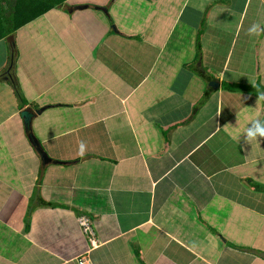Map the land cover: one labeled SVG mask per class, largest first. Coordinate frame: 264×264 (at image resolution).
I'll list each match as a JSON object with an SVG mask.
<instances>
[{
  "label": "crops",
  "instance_id": "crops-1",
  "mask_svg": "<svg viewBox=\"0 0 264 264\" xmlns=\"http://www.w3.org/2000/svg\"><path fill=\"white\" fill-rule=\"evenodd\" d=\"M64 1L16 31L15 60L0 40V264H264V138L238 134L264 118V0H149L130 33Z\"/></svg>",
  "mask_w": 264,
  "mask_h": 264
},
{
  "label": "rangeland",
  "instance_id": "rangeland-1",
  "mask_svg": "<svg viewBox=\"0 0 264 264\" xmlns=\"http://www.w3.org/2000/svg\"><path fill=\"white\" fill-rule=\"evenodd\" d=\"M96 1H98V2L102 1L103 4H101V5H105L109 9L112 18L114 19V20L113 19L108 20L110 22V28L111 29H112V26L114 28V25H115L118 27V29L120 27V28L126 30V32L130 33V32H132L131 26H133V24L139 25L140 22L143 21V14L150 16V17H153V15L151 13L148 14L149 8L146 6L147 1H149V0H96ZM150 1H153V0H150ZM102 7L103 6H101V8ZM145 10H146V13H145ZM99 13L101 14L102 11H100ZM77 14H79V12ZM92 15L96 16L97 14H95V13L90 14L89 13V18H91ZM112 21H113V23H112ZM64 22L65 21H62V24H64ZM134 35H138V34L135 33ZM41 51H43V53H46L49 50H40L39 52H34V53L38 54ZM53 51H60L61 52L62 50H53ZM127 51L129 52L127 54H131V53H133L131 51H136V50H124V52H127ZM245 51H246V55L251 57L250 53L252 50H245ZM258 54H259V60H258V62H259V61H261L260 50H259ZM32 55H33V53H31V50H30L26 56L28 58H31ZM248 56H247L246 62L244 61V63H243V67L245 66V67H247V69H251L252 66H251V62H250ZM21 64L22 63H20L17 66V70H16V68H14L15 70H13L14 73L12 74V76H14L15 82L14 83L10 82V83H11V85H15L16 89L21 94H23L22 90H23L24 85L26 87L29 85V87H30V80H29L30 78H27V80H25V78L30 76V72L33 74H36V72L34 70H27V71L20 70ZM26 65L28 66V64H26ZM30 65H32V64H30ZM37 69H38V71H41V70L43 71V73H41L42 75H48L49 76L51 74L53 75L54 73L55 74L57 73V71L50 70L47 67L41 68L40 65L38 66ZM250 73H252V71ZM240 78H241V76H240ZM21 81H23V83H24L23 87H22ZM251 84H253L252 91L255 92L256 90L259 89L258 88L259 82L257 80H255V78H251ZM38 90H39V88H35V86H34V91H38ZM11 95H12V91L9 92V90H7L6 92H4L3 90L0 89V103L3 102L5 110L9 109V107H10V100H11L10 96ZM1 96H6V98H1ZM23 96H24V94H23ZM12 97L14 100H18V101L20 100V96H16L15 92H14ZM25 97H27L29 99L28 95H25ZM3 100H7V101H3ZM262 100H264V99H262ZM0 107H2L1 104H0ZM12 107H15L14 103H12ZM0 198H2L1 195H0ZM2 199L5 200L4 197Z\"/></svg>",
  "mask_w": 264,
  "mask_h": 264
},
{
  "label": "trees",
  "instance_id": "trees-1",
  "mask_svg": "<svg viewBox=\"0 0 264 264\" xmlns=\"http://www.w3.org/2000/svg\"><path fill=\"white\" fill-rule=\"evenodd\" d=\"M64 0H0V40L5 39L9 50L12 51L14 60L17 54L16 44V31L22 26L32 21L34 18L41 16L49 9L53 7H59L64 4ZM81 8L82 5L76 6ZM74 8V6H72ZM101 9L109 12L107 6H103ZM197 73L204 74V70L198 69ZM14 79V76L11 75ZM15 82V80H14ZM15 93L20 96V92L13 85ZM264 92V90H263ZM20 96V102H21ZM25 102H21V106H24ZM40 156V154H38Z\"/></svg>",
  "mask_w": 264,
  "mask_h": 264
},
{
  "label": "clouds",
  "instance_id": "clouds-1",
  "mask_svg": "<svg viewBox=\"0 0 264 264\" xmlns=\"http://www.w3.org/2000/svg\"><path fill=\"white\" fill-rule=\"evenodd\" d=\"M261 31H264V28L257 23H253L249 29V34L258 35ZM261 99H264V92L259 94ZM242 134L245 141H251L257 138H264V118H255L250 121V123L243 129Z\"/></svg>",
  "mask_w": 264,
  "mask_h": 264
},
{
  "label": "water",
  "instance_id": "water-1",
  "mask_svg": "<svg viewBox=\"0 0 264 264\" xmlns=\"http://www.w3.org/2000/svg\"><path fill=\"white\" fill-rule=\"evenodd\" d=\"M82 7H84V6H82ZM210 84L217 85L218 81L213 80L210 82ZM42 110H43V108H37L36 110L27 108V109L22 110L21 114H22V117L24 120V126H25V130H26V134L29 136L30 141L32 142V144L34 145V147L36 148V150L40 154L41 161L43 162V164H46L47 161L48 162L50 161V158H49L48 154L42 148L39 140L34 135L33 130H32L33 117L36 114L41 113Z\"/></svg>",
  "mask_w": 264,
  "mask_h": 264
},
{
  "label": "built area",
  "instance_id": "built-area-1",
  "mask_svg": "<svg viewBox=\"0 0 264 264\" xmlns=\"http://www.w3.org/2000/svg\"><path fill=\"white\" fill-rule=\"evenodd\" d=\"M79 221L84 229L85 234L88 235V240H89L90 245L92 246L97 245L98 239H96L95 237V234L93 232V227L90 223V219L83 216ZM79 264H87L85 256H81L79 258Z\"/></svg>",
  "mask_w": 264,
  "mask_h": 264
}]
</instances>
